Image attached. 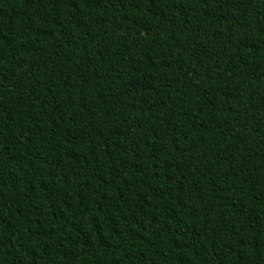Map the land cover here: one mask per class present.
<instances>
[{
    "label": "trees",
    "instance_id": "1",
    "mask_svg": "<svg viewBox=\"0 0 264 264\" xmlns=\"http://www.w3.org/2000/svg\"><path fill=\"white\" fill-rule=\"evenodd\" d=\"M0 264H264V0H0Z\"/></svg>",
    "mask_w": 264,
    "mask_h": 264
}]
</instances>
